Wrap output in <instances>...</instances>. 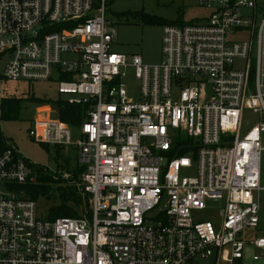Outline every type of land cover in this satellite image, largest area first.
<instances>
[{
    "label": "built area",
    "instance_id": "obj_1",
    "mask_svg": "<svg viewBox=\"0 0 264 264\" xmlns=\"http://www.w3.org/2000/svg\"><path fill=\"white\" fill-rule=\"evenodd\" d=\"M196 2L205 14L165 24L161 59L146 63L113 50L108 0H0V77L57 79L59 98L80 105L83 121L72 127L43 106L29 135L75 148L84 169L79 217H40L37 201L16 189L37 181L31 162L5 137L0 264H264V234H252L264 151L263 5ZM246 111L255 124L243 132Z\"/></svg>",
    "mask_w": 264,
    "mask_h": 264
},
{
    "label": "rangeland",
    "instance_id": "obj_2",
    "mask_svg": "<svg viewBox=\"0 0 264 264\" xmlns=\"http://www.w3.org/2000/svg\"><path fill=\"white\" fill-rule=\"evenodd\" d=\"M263 5L264 0H259ZM106 14L117 28V39L113 45V50L133 55H140L146 63H157L161 59V44L163 26L157 23H145L134 14L143 12L147 15L160 19L175 22H191L205 14L203 8L197 5L196 0H108ZM169 24V23H168ZM5 61H0V74L3 72ZM243 62L237 60L236 68H244ZM63 97L59 95L57 79L48 81L27 82L25 80L12 81L0 77V99L20 100L19 109L16 115L3 116L0 119V128L10 144L17 147L20 153L34 165L32 171L36 178L48 174L53 180L62 178L58 166L63 165L65 159H69L74 165L77 161V152L73 147L63 150V155L58 156L53 147L34 141L30 135L33 120L37 117L38 109L51 105L41 103L42 99H56ZM52 108V107H51ZM54 109V108H53ZM53 111V110H52ZM15 116V117H14ZM52 118H56L55 110L50 113ZM255 116L251 111L245 112L243 121V132L248 131L255 123ZM76 140V139H74ZM264 146V142H263ZM36 166L42 168L38 172ZM261 191L259 192L261 211L259 226L252 231V234H264V151L261 153ZM61 169V167H60ZM66 171V170H65ZM71 175L63 182L53 184V188L61 184H71L73 181L79 183L80 179L71 180ZM58 203V200H48L45 197L37 199L38 214L40 217L49 216L51 207ZM247 264H257L256 262Z\"/></svg>",
    "mask_w": 264,
    "mask_h": 264
},
{
    "label": "trees",
    "instance_id": "obj_3",
    "mask_svg": "<svg viewBox=\"0 0 264 264\" xmlns=\"http://www.w3.org/2000/svg\"><path fill=\"white\" fill-rule=\"evenodd\" d=\"M134 16L145 23H157L161 25L171 23L158 17L147 15L143 12H136ZM19 101L20 100L13 99L3 102L1 105L3 116H7V114L16 115L20 106ZM39 102L45 104L49 103L51 107L55 109L57 117L72 127H76L83 121V108L80 105L69 104L62 98L42 99L39 100ZM7 147L9 146L6 138L2 131H0V151H4ZM54 149L58 156L63 155V148L61 146H56ZM29 166L34 168L32 163H30ZM58 167H61V170L64 169L72 173L71 180L79 179L84 170L77 161L72 165L69 159H65L64 164ZM36 169L38 172L42 171V168L37 166ZM63 181L62 178H59V180H53L52 176L45 174L44 176H39L35 183L27 182L19 185L16 189L22 191L25 197L35 201L40 197H45L48 200H51L52 198L58 200V203L53 205L49 211L50 219H55L57 217H79V210L83 204V200L74 181L71 184H61L53 188V184Z\"/></svg>",
    "mask_w": 264,
    "mask_h": 264
}]
</instances>
